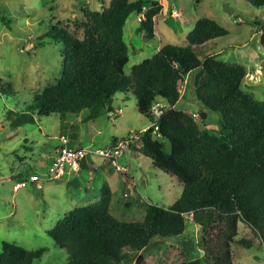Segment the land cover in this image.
<instances>
[{"label": "trees", "instance_id": "16d2710c", "mask_svg": "<svg viewBox=\"0 0 264 264\" xmlns=\"http://www.w3.org/2000/svg\"><path fill=\"white\" fill-rule=\"evenodd\" d=\"M245 1L264 8V0ZM161 11L162 4L154 0H110L108 7L84 8L83 20L75 29H53L62 33L59 39L64 44L56 83L27 94L0 78V94L15 106L5 109L16 128L35 124L37 118L65 117L83 110L92 119L99 111L110 110L117 93L130 92L150 125L136 133L139 148L129 145L132 138L121 141L183 187L174 204H148L142 220L126 222L110 214L113 193L103 185L98 201L74 207L48 232L68 252L64 264H127L132 259L129 252L138 254L135 264H145L142 251L150 242L182 236L191 213L203 232L205 264H234L233 244L253 245L252 240H236L239 223L264 242V100L243 88L247 75L243 65L220 60L215 53L201 59L193 51V46L225 37L228 30L214 19L200 18L187 34L186 46L163 45L134 65L129 75L124 73L129 62L124 38L128 17L139 15L137 32L148 42L157 34ZM0 22L9 27L11 18L0 11ZM260 42L264 45V28ZM200 69L207 78L196 87L195 98L202 109L220 114L221 137L206 135L196 119L199 113L186 110L182 103L177 106L186 77ZM61 135L65 134H59L56 148ZM69 144L73 146L70 140ZM45 252L2 242L0 264H34Z\"/></svg>", "mask_w": 264, "mask_h": 264}, {"label": "rangeland", "instance_id": "374dc122", "mask_svg": "<svg viewBox=\"0 0 264 264\" xmlns=\"http://www.w3.org/2000/svg\"><path fill=\"white\" fill-rule=\"evenodd\" d=\"M154 1L162 4V11L157 17V34L151 40L152 49H136L137 43H141L137 32L139 15L134 13L126 21L124 38L129 46V62L124 69L126 75L130 74L134 65L151 57L163 45L186 46L187 34L193 29L195 22L207 17L217 21L229 33L203 45L193 46V51L201 59L208 53H215L220 60L243 65L247 70L243 88L253 93L258 100H264V45L260 42L264 28V8L253 7L245 0ZM109 2L110 0H0V11L11 18L9 27L0 22V78L27 94L56 83L64 44L59 39L62 33L53 29L60 26L72 31L75 24L83 20L82 9H101L103 6L108 7ZM172 9L181 12L179 21L171 18ZM206 78L207 74L203 69L188 75L186 84L182 86L184 98L181 97L180 103L183 108H188L186 110L199 113L196 119L206 135L221 137L218 126L220 114L202 109L195 98L196 87ZM6 98L0 94V250L2 242L27 250L46 249L34 264H64L69 254L55 244L48 232L69 211V206L73 209L90 202H84V191L79 190L81 183L87 185L88 177L85 173L77 176V184L73 183L74 178L70 181L69 188L74 187L70 191L66 183L57 185V180H49L43 172H38L50 161L47 155L56 145L60 129L68 127L72 131V144L76 143V137L85 144L91 142L87 149L101 166V162L105 160L96 153L97 150L105 149L113 138L119 142L128 137L132 138L128 143L133 148H139L140 139L135 134L144 131L146 128H143L150 125V122L139 114L134 97L126 92L117 93L111 103L113 110L121 111L118 117L110 111L108 118L106 109L99 111L97 117L91 120H81L80 114L65 117L53 114L37 118L35 124L16 128L11 124L9 110L5 109V106L12 107L11 109L15 106ZM16 105L19 107L21 103ZM72 118L77 120L74 124L71 123ZM86 122L89 128L83 131ZM73 133H77L76 136ZM121 159V165L126 168L129 176L125 174L126 171L117 170L122 176L125 175L126 185L123 190H118L115 185L110 208L112 216L120 221H140L144 218L148 204L168 207L177 201L182 185L170 175L155 169L150 159L132 148H125ZM14 162H32L36 164L34 169L37 170H30L28 176L26 167L16 166ZM31 176L38 178L40 188L28 183L18 190L14 189L17 182L28 181ZM93 185L95 187L96 184ZM96 191L98 194V190ZM202 235L201 227L187 217L182 236L157 237L152 240L142 251L144 262L183 264L187 259L190 261L202 258ZM242 238L252 240L253 245L245 248L233 244L234 264H264V242L246 224L239 223L236 240ZM129 253L132 259L127 264H135L138 254ZM201 264L205 262L202 260Z\"/></svg>", "mask_w": 264, "mask_h": 264}, {"label": "crops", "instance_id": "0c3cea01", "mask_svg": "<svg viewBox=\"0 0 264 264\" xmlns=\"http://www.w3.org/2000/svg\"><path fill=\"white\" fill-rule=\"evenodd\" d=\"M140 41H141V43L140 42L137 43V48L136 49H139V51L140 50H144L145 51V50L152 49L151 41L143 42L141 40V37H140ZM133 49H135V48H133ZM181 100L182 99H180L178 101L177 106H179ZM160 103H161V105L163 104L162 101ZM106 111H108V114H107L108 118L110 117V111H112V114H113V112H114V114L116 113L115 117H118V116L121 115V111L113 110L112 106L110 107V110H106ZM79 114L81 115V118H82L81 120H84V119L91 120L90 112H88L87 110H83ZM71 115L75 116L76 114H71ZM70 117H73V116H70ZM71 120H72L71 121L72 124H74L77 121L74 118H72ZM81 123H84V122H81ZM81 123H80V126H81ZM148 127H149V125L145 126L143 129L148 128ZM81 128L82 127H80V129ZM88 128H89V124H88V122H86V127L82 128V130L83 131H87ZM59 134L67 135L68 138L70 139L71 143H73L74 139L71 138L72 131H70V129L68 127L60 129V133ZM59 134H58V136H59ZM73 134L76 136L77 133H73ZM93 138H94V135H92V139L91 140H93ZM75 141H76V143L73 144L74 147L80 146V147H86L87 148L88 146L91 145V142H89L88 144H85L82 140L78 139V137L75 138ZM93 142H95V141H92V143ZM113 144H115V143H113V140H112V142H110L107 145V147H110ZM56 146L57 145L53 146L52 150L48 153V155H47L48 157L47 158H50V161L45 163L46 166L44 168H40L38 170L39 173L44 172L45 169L47 168V165L53 159L54 154H55L54 151L56 149ZM47 158H46V160H47ZM14 164L16 166L24 165L26 167L27 174H28V172L30 170H37V168L34 169L35 168L34 165H36V164H33L32 162H14ZM113 169L114 168H112V166H110L109 163L106 160H105V162H101V166H100V164H98V162H96L95 158L93 156H91V154H90L82 162L81 169H80L79 172H70V173H68L66 177L59 179L56 182V184L57 185H62V184L64 185V183H66L65 185H67V188L70 191H72L74 189V187H70L69 188L68 184H70V181L74 178L73 179V183L77 184V182H76L77 176L79 174L82 175L83 173H85L86 176L88 177V179L86 181L87 185L81 183V185L79 187V190L84 191V196H83L84 202H86V203L87 202L94 203V200H95V202L99 200V198H100V189H101V187L103 185H107L111 189L113 195L115 193V185L118 187V190L119 189H121V190L124 189V186L126 185L125 175L122 176L121 172L117 171V169L116 170H113ZM126 172L127 173H125V174L129 176L127 170H126ZM96 179H97V181H96ZM94 183L96 184L95 187H93ZM32 184H34V183H32ZM34 185H36V184H34ZM96 190H98V194H97ZM92 191L94 193H92ZM90 203H88V204H90ZM67 210H69V211L71 210L70 206L68 207Z\"/></svg>", "mask_w": 264, "mask_h": 264}, {"label": "built area", "instance_id": "2783aa9c", "mask_svg": "<svg viewBox=\"0 0 264 264\" xmlns=\"http://www.w3.org/2000/svg\"><path fill=\"white\" fill-rule=\"evenodd\" d=\"M171 18L175 21H179L182 17L181 12L176 9L170 11ZM155 113L157 111L155 110ZM157 130V127H155ZM60 145L55 149L54 157L51 163L48 165L47 170H45L44 176L49 180H59L64 178L70 172H79L81 169L82 162L85 158L91 154V152L86 147H74L70 146L69 138L66 135H61L59 137ZM128 145L120 142L114 146L108 147V149L97 150L96 153L101 155L112 167L117 170L124 171L121 166V158L124 154V150ZM38 182V178L31 176L27 181L17 182L14 186L15 190H18L28 183Z\"/></svg>", "mask_w": 264, "mask_h": 264}, {"label": "clouds", "instance_id": "9594fccd", "mask_svg": "<svg viewBox=\"0 0 264 264\" xmlns=\"http://www.w3.org/2000/svg\"><path fill=\"white\" fill-rule=\"evenodd\" d=\"M159 106H162L161 104H158ZM157 114V113H156ZM201 117V116H200ZM147 129V128H146ZM145 129V130H146ZM136 135V134H135ZM120 142H122V141H119L118 143H120ZM118 143H116V144H118ZM115 144V145H116ZM130 145V144H129ZM114 146V145H113ZM140 147V146H139ZM127 149H130L128 146L126 147ZM125 151V150H124ZM105 160V159H104ZM122 160V159H121ZM110 165V164H109ZM111 166V165H110ZM122 166V165H121ZM123 167V166H122ZM124 168V167H123ZM119 171H121V170H119ZM126 171V169L124 168V171H122V172H125ZM191 216V217H190ZM188 217L190 218V219H192V217H193V214L191 213V214H189L188 215ZM201 261H202V259H201Z\"/></svg>", "mask_w": 264, "mask_h": 264}, {"label": "water", "instance_id": "95a60500", "mask_svg": "<svg viewBox=\"0 0 264 264\" xmlns=\"http://www.w3.org/2000/svg\"><path fill=\"white\" fill-rule=\"evenodd\" d=\"M200 116L202 117V113ZM188 264H201V258L190 260V261H188Z\"/></svg>", "mask_w": 264, "mask_h": 264}]
</instances>
